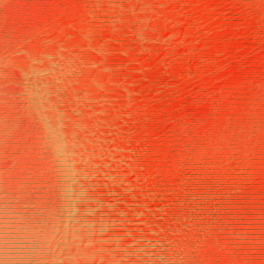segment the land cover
Wrapping results in <instances>:
<instances>
[{"label": "bare ground", "instance_id": "bare-ground-1", "mask_svg": "<svg viewBox=\"0 0 264 264\" xmlns=\"http://www.w3.org/2000/svg\"><path fill=\"white\" fill-rule=\"evenodd\" d=\"M0 264H264V0H0Z\"/></svg>", "mask_w": 264, "mask_h": 264}]
</instances>
